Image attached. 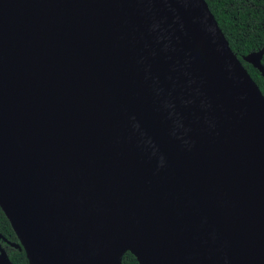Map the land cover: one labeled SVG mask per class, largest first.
I'll return each mask as SVG.
<instances>
[{"label":"water","instance_id":"obj_1","mask_svg":"<svg viewBox=\"0 0 264 264\" xmlns=\"http://www.w3.org/2000/svg\"><path fill=\"white\" fill-rule=\"evenodd\" d=\"M263 52L240 60L263 75ZM240 60L204 0H0V240L27 264H264V97ZM73 207L108 225L84 257Z\"/></svg>","mask_w":264,"mask_h":264},{"label":"trees","instance_id":"obj_2","mask_svg":"<svg viewBox=\"0 0 264 264\" xmlns=\"http://www.w3.org/2000/svg\"><path fill=\"white\" fill-rule=\"evenodd\" d=\"M224 35L230 50L240 60L248 53L264 47V0H204ZM251 80L264 97V53L261 59L263 75L249 64L240 60ZM0 235L7 242L17 240L8 221L0 210ZM5 245V253L11 264H27L24 252ZM121 264H137L135 258L125 253Z\"/></svg>","mask_w":264,"mask_h":264},{"label":"bare ground","instance_id":"obj_3","mask_svg":"<svg viewBox=\"0 0 264 264\" xmlns=\"http://www.w3.org/2000/svg\"><path fill=\"white\" fill-rule=\"evenodd\" d=\"M93 207H73L66 212L63 224L68 232L62 244L74 245L79 256H86L104 245L108 234L107 223L96 219ZM79 211V212H78ZM71 213V214H69ZM93 216V217H92Z\"/></svg>","mask_w":264,"mask_h":264},{"label":"rangeland","instance_id":"obj_4","mask_svg":"<svg viewBox=\"0 0 264 264\" xmlns=\"http://www.w3.org/2000/svg\"><path fill=\"white\" fill-rule=\"evenodd\" d=\"M2 243H5V242H3V241H1L0 240V249L2 250V251H4V249H5V245H2ZM5 244H7V243H5ZM8 245V244H7ZM10 246V245H9ZM11 247V246H10ZM13 248V247H12ZM5 252V251H4Z\"/></svg>","mask_w":264,"mask_h":264},{"label":"flooded vegetation","instance_id":"obj_5","mask_svg":"<svg viewBox=\"0 0 264 264\" xmlns=\"http://www.w3.org/2000/svg\"><path fill=\"white\" fill-rule=\"evenodd\" d=\"M262 48H263V47H262ZM262 48H260V49H262ZM260 49H259V50H260ZM263 53H264V52H263ZM262 55H263V54H262ZM261 59H262V57H261ZM260 64H261V60H260Z\"/></svg>","mask_w":264,"mask_h":264}]
</instances>
